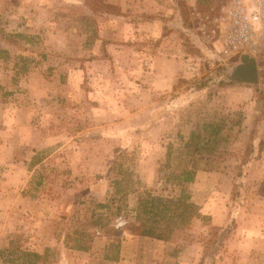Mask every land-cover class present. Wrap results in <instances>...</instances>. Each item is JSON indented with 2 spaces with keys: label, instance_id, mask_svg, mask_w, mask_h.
Returning a JSON list of instances; mask_svg holds the SVG:
<instances>
[{
  "label": "rangeland",
  "instance_id": "rangeland-1",
  "mask_svg": "<svg viewBox=\"0 0 264 264\" xmlns=\"http://www.w3.org/2000/svg\"><path fill=\"white\" fill-rule=\"evenodd\" d=\"M205 5L0 0V264H264V51L255 84L229 80ZM215 123L192 181L166 180ZM145 189L196 205L175 240L137 235Z\"/></svg>",
  "mask_w": 264,
  "mask_h": 264
},
{
  "label": "built area",
  "instance_id": "built-area-1",
  "mask_svg": "<svg viewBox=\"0 0 264 264\" xmlns=\"http://www.w3.org/2000/svg\"><path fill=\"white\" fill-rule=\"evenodd\" d=\"M204 1V8L192 6L189 14L218 64L235 61L240 54L256 57L264 51V0ZM211 64L206 61L207 66ZM201 68L199 60L182 62L188 77H198Z\"/></svg>",
  "mask_w": 264,
  "mask_h": 264
},
{
  "label": "trees",
  "instance_id": "trees-1",
  "mask_svg": "<svg viewBox=\"0 0 264 264\" xmlns=\"http://www.w3.org/2000/svg\"><path fill=\"white\" fill-rule=\"evenodd\" d=\"M218 132L219 127L215 123L210 126L208 134L201 140V146H198L196 142L190 148L189 145L184 143L181 153L182 156L188 158V160L177 172L168 173L166 180L175 182L179 185L183 182L192 181L194 173L198 168L193 155H196L195 153L201 150L206 153L215 151L209 146V140L211 137H215ZM190 136L195 139L199 137V134L192 131L190 132ZM217 153L220 154L222 152ZM205 168L208 170L211 167L206 166ZM195 212L196 205L189 201V198L182 189H179L175 197L154 194L153 190L145 189L137 195L132 224L133 228L137 230V235L140 237L169 242L180 236L182 225ZM76 234L79 239H82L84 236L82 232H76ZM71 247L77 248L78 250L85 249V246L81 244V242L79 244H73ZM30 255L34 260L39 257V255L34 252L30 253Z\"/></svg>",
  "mask_w": 264,
  "mask_h": 264
},
{
  "label": "water",
  "instance_id": "water-1",
  "mask_svg": "<svg viewBox=\"0 0 264 264\" xmlns=\"http://www.w3.org/2000/svg\"><path fill=\"white\" fill-rule=\"evenodd\" d=\"M227 77L237 83L255 84L257 71L254 57L240 54L233 63Z\"/></svg>",
  "mask_w": 264,
  "mask_h": 264
},
{
  "label": "crops",
  "instance_id": "crops-1",
  "mask_svg": "<svg viewBox=\"0 0 264 264\" xmlns=\"http://www.w3.org/2000/svg\"><path fill=\"white\" fill-rule=\"evenodd\" d=\"M161 78H163V76H161ZM161 83L163 84V81H160V85H161Z\"/></svg>",
  "mask_w": 264,
  "mask_h": 264
}]
</instances>
